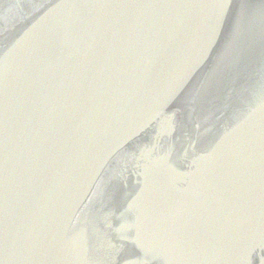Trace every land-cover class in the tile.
<instances>
[{"label":"water","instance_id":"obj_1","mask_svg":"<svg viewBox=\"0 0 264 264\" xmlns=\"http://www.w3.org/2000/svg\"><path fill=\"white\" fill-rule=\"evenodd\" d=\"M262 246L264 0H0V264Z\"/></svg>","mask_w":264,"mask_h":264},{"label":"snow or ice","instance_id":"obj_2","mask_svg":"<svg viewBox=\"0 0 264 264\" xmlns=\"http://www.w3.org/2000/svg\"><path fill=\"white\" fill-rule=\"evenodd\" d=\"M221 7L222 9H228L230 8V0H221ZM224 14H226V10L224 11ZM256 248H253L250 252L248 259L246 261V264H260V260L256 257ZM262 256H264V246L260 248Z\"/></svg>","mask_w":264,"mask_h":264}]
</instances>
